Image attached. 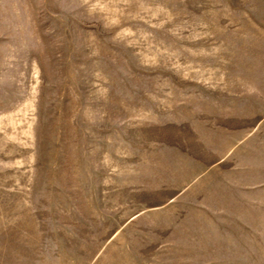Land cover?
Instances as JSON below:
<instances>
[{
    "label": "rangeland",
    "instance_id": "1",
    "mask_svg": "<svg viewBox=\"0 0 264 264\" xmlns=\"http://www.w3.org/2000/svg\"><path fill=\"white\" fill-rule=\"evenodd\" d=\"M0 264H264V0H0Z\"/></svg>",
    "mask_w": 264,
    "mask_h": 264
}]
</instances>
